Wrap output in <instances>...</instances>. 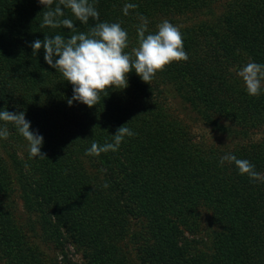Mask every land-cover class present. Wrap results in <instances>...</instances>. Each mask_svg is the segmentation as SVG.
<instances>
[{
    "label": "trees",
    "instance_id": "obj_1",
    "mask_svg": "<svg viewBox=\"0 0 264 264\" xmlns=\"http://www.w3.org/2000/svg\"><path fill=\"white\" fill-rule=\"evenodd\" d=\"M215 1L90 0L99 22L127 31L129 53L138 47L137 13L155 33L175 13L210 15ZM126 3L138 5L127 16ZM48 10L38 0H0V111L24 112L46 154L29 158L27 141L7 124L10 134L0 139V259L79 264L63 252L69 240L80 249V264H130L125 239L135 219L142 228L140 264H264V181L240 175L234 162L219 163L231 153L264 174V139L253 136L264 125V93L249 96L237 76L246 63L264 64V0H229L219 26L205 19L180 28L186 62H173L150 85L133 69L127 88L109 89L91 108L68 105L73 86L45 62L43 48L33 56L30 45L45 35L88 33L97 21L82 24L65 8L59 19H71L75 33L42 28ZM176 97L224 142L195 141L171 109ZM122 125L135 135L118 151L86 155L93 141L113 142ZM16 189L26 210L44 214V237L59 259L45 258L15 224L6 198ZM202 219L207 243L198 234Z\"/></svg>",
    "mask_w": 264,
    "mask_h": 264
},
{
    "label": "clouds",
    "instance_id": "obj_2",
    "mask_svg": "<svg viewBox=\"0 0 264 264\" xmlns=\"http://www.w3.org/2000/svg\"><path fill=\"white\" fill-rule=\"evenodd\" d=\"M38 3L49 9L44 12L41 27L53 29L63 26L75 33V25L71 19H59L64 16V9H70L74 17L82 24L89 20L97 21L88 33L79 32L65 38L61 35L44 36L31 43L33 56L41 48L44 50L45 62L56 72L62 74L64 80L73 86V96L67 103L72 106L74 101L96 106L101 100V94L108 96L109 89H125L128 87V74L135 71L141 80L150 85L156 74L166 70L173 62H186L188 54L184 49V41L180 28L168 20L158 24L155 33L149 32V20L137 13L140 23L136 27L138 47L131 53L128 33L120 23L99 22V12L90 0H38ZM56 4L53 9V4ZM137 4L126 3L123 14L129 15L130 9H136ZM242 78L245 90L249 96L259 97L264 93V64L249 62L237 71ZM0 139L9 136L7 124H12L18 133L27 141L29 158L45 159L41 151L44 138L37 131H32L31 122L25 118L24 112L0 111ZM135 133L122 125L117 128L113 142L103 145L93 141L86 150V155L100 156L101 153L119 150L125 137ZM233 163L240 175H247L252 181H264V174L255 170V165L247 159H238L228 153L220 157V165ZM108 185H105L107 187Z\"/></svg>",
    "mask_w": 264,
    "mask_h": 264
},
{
    "label": "rangeland",
    "instance_id": "obj_3",
    "mask_svg": "<svg viewBox=\"0 0 264 264\" xmlns=\"http://www.w3.org/2000/svg\"><path fill=\"white\" fill-rule=\"evenodd\" d=\"M229 0H216L212 5L211 8L209 7V14L204 12V9L201 11L193 12V11H182L180 13H175L172 17L171 23L182 28L187 25H191L193 23H197L199 21H203L208 19L212 22L215 26H219V20H221V15L225 10V6ZM168 17V16H167ZM168 20L165 17L163 20ZM163 20L159 21L161 23ZM246 60V57L244 61ZM247 64V63H246ZM241 85L244 86L242 78H240ZM180 98L173 99L171 105V109L179 113L182 116V120L185 123H188L190 127V131H192L193 139L195 141H201L203 143L211 142L213 144L223 143L224 139L222 136H218L215 133L208 130L206 127H203L199 122L195 119V113L189 111V109L185 108L180 102ZM181 111L183 113L181 114ZM254 138L255 139H264V125L257 130H254ZM18 155H22V150H17ZM7 204L11 208V214L13 220L17 227H19L23 233L29 238V242L33 243V245H37L38 248L43 250V256L47 259L51 257H56L59 259L60 255L56 253L55 243L50 240H46L44 237V214L39 210H26L24 204L22 202V198L16 189L12 193L8 195L6 198ZM129 228L130 231L126 235L125 243L129 249L130 254V264H140L136 257V249L137 246L142 242L140 235L142 234L141 224L138 220L130 219L129 221ZM202 227L198 231L199 236L202 238V242L207 243L209 228L207 225V221L202 219L201 223ZM133 234V235H131ZM134 236V237H133ZM190 237V236H188ZM67 242L63 245V252L65 253L66 257L72 263H81L82 257L80 249L73 246V244L66 240ZM202 247V245H201ZM45 252V254H44ZM5 259H0V264H6Z\"/></svg>",
    "mask_w": 264,
    "mask_h": 264
}]
</instances>
